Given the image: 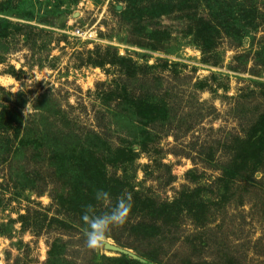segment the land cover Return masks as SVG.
Listing matches in <instances>:
<instances>
[{
    "label": "rangeland",
    "instance_id": "obj_1",
    "mask_svg": "<svg viewBox=\"0 0 264 264\" xmlns=\"http://www.w3.org/2000/svg\"><path fill=\"white\" fill-rule=\"evenodd\" d=\"M145 1L0 0V264H264V0Z\"/></svg>",
    "mask_w": 264,
    "mask_h": 264
},
{
    "label": "clouds",
    "instance_id": "obj_2",
    "mask_svg": "<svg viewBox=\"0 0 264 264\" xmlns=\"http://www.w3.org/2000/svg\"><path fill=\"white\" fill-rule=\"evenodd\" d=\"M31 104L28 103L25 115L30 110ZM94 199L95 205L89 203L84 206L82 220L85 224L86 246L96 251L103 250L110 239L112 229L121 228L128 222L133 210V201L127 190L113 198L110 192L98 189ZM98 206L104 211L99 212Z\"/></svg>",
    "mask_w": 264,
    "mask_h": 264
},
{
    "label": "trees",
    "instance_id": "obj_3",
    "mask_svg": "<svg viewBox=\"0 0 264 264\" xmlns=\"http://www.w3.org/2000/svg\"><path fill=\"white\" fill-rule=\"evenodd\" d=\"M125 1L129 4L128 5V8L130 9L129 10L130 15L132 14L133 10H135L136 7L141 8V11L146 15L145 11L146 10L148 11V9H147V7L144 6V4H146V1L145 0H125ZM153 3H155V0L152 1V4ZM51 14L52 13H50V12H45L44 11V13H41V15L39 14V16L37 17V21H39L40 24L55 26L57 24V20L59 18V15H55L54 17L53 16L51 17ZM151 21L153 22V17H150L149 18V22H151ZM139 23H141V22H137V24H139ZM143 227H144V225L141 224V223H139L138 229H136V230L137 231L138 230H143ZM131 233H132V230H131ZM115 240L117 242H119L118 239L115 238Z\"/></svg>",
    "mask_w": 264,
    "mask_h": 264
},
{
    "label": "water",
    "instance_id": "obj_4",
    "mask_svg": "<svg viewBox=\"0 0 264 264\" xmlns=\"http://www.w3.org/2000/svg\"><path fill=\"white\" fill-rule=\"evenodd\" d=\"M105 249L107 251H112V252H116V253H124L125 252V250L123 248H120L114 244L111 245L110 243H107L105 245Z\"/></svg>",
    "mask_w": 264,
    "mask_h": 264
}]
</instances>
